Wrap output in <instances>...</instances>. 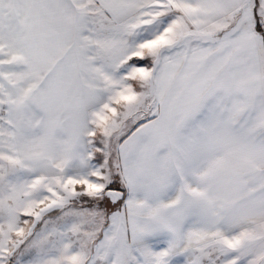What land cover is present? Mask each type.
Wrapping results in <instances>:
<instances>
[{
    "label": "snow or ice",
    "instance_id": "obj_1",
    "mask_svg": "<svg viewBox=\"0 0 264 264\" xmlns=\"http://www.w3.org/2000/svg\"><path fill=\"white\" fill-rule=\"evenodd\" d=\"M0 264H264V0H0Z\"/></svg>",
    "mask_w": 264,
    "mask_h": 264
}]
</instances>
